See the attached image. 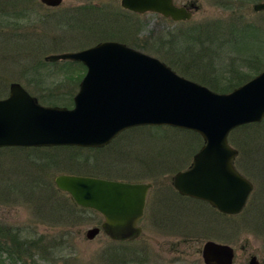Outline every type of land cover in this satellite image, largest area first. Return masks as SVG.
<instances>
[{
    "label": "rangeland",
    "instance_id": "obj_1",
    "mask_svg": "<svg viewBox=\"0 0 264 264\" xmlns=\"http://www.w3.org/2000/svg\"><path fill=\"white\" fill-rule=\"evenodd\" d=\"M7 1L8 13L0 14V98L8 95L10 83L18 82L34 96L72 107L82 77L72 81L57 75L68 61L48 62L44 57L79 51L102 40L122 42L160 59L186 78L196 77L218 87L225 86V79L232 76L252 78L264 70V10L253 9L264 0H174L192 11L187 21H173L152 12L134 13L122 8L120 0H63L57 7L40 0ZM200 27L216 28L222 35L192 49L186 47L191 44L177 47L168 42L173 35ZM230 30L236 33L231 35ZM196 54L199 56L194 57ZM40 60L47 64L38 71L27 70ZM182 62L195 66L187 68ZM47 73L50 75H42ZM43 77V89H37L32 81ZM65 102L70 105L61 104ZM179 130L133 127L100 152L0 148V223L41 237L39 247L31 249L34 258H27L29 264H203L195 248L208 239L236 249L240 245L264 249V228H257L264 224V124L237 128L228 135V142L239 152L235 164L254 187L246 206L233 217L217 213L205 202L183 197L172 187L174 173L187 168L202 144L194 132ZM60 174L150 183L138 222L140 237L118 242L100 231L86 239L85 230L99 226L102 217L90 209L60 213L53 201L70 198L56 188L54 177ZM188 236L195 238L190 240L191 247L181 242ZM178 241L174 247L172 243ZM176 248L177 252H172Z\"/></svg>",
    "mask_w": 264,
    "mask_h": 264
},
{
    "label": "water",
    "instance_id": "obj_2",
    "mask_svg": "<svg viewBox=\"0 0 264 264\" xmlns=\"http://www.w3.org/2000/svg\"><path fill=\"white\" fill-rule=\"evenodd\" d=\"M57 7L62 0H40ZM134 13H157L187 21L192 11L174 0H120ZM264 10V1L253 5ZM45 61H72L85 66L73 106L43 105L18 82L0 98V148L77 146L101 148L126 129L171 126L194 131L203 140L188 167L177 171L172 186L182 196L207 202L222 214L245 206L253 184L234 166L237 149L229 133L264 119V70L229 92L219 93L177 74L160 59L118 41H101L75 52L48 54ZM56 187L76 205L98 212L99 226L85 230L93 239L101 230L118 242L140 237L150 183H127L86 175L60 174ZM204 264H231L233 249L204 242ZM253 262V259H252Z\"/></svg>",
    "mask_w": 264,
    "mask_h": 264
},
{
    "label": "trees",
    "instance_id": "obj_3",
    "mask_svg": "<svg viewBox=\"0 0 264 264\" xmlns=\"http://www.w3.org/2000/svg\"><path fill=\"white\" fill-rule=\"evenodd\" d=\"M234 33H236L235 30L229 31V34H231V35ZM221 35H222V33L217 32L216 28L213 29L212 31H210V30H207L206 28L203 29L200 27V28L193 29V30H187L178 36L173 35V36H171V39H168V42L173 43V44H171L173 46L177 45V47L180 46L181 44H185V45L191 44V46H186V47L188 49H192L194 45L199 44V43L202 44L205 41L206 42H214L216 39L221 37ZM210 38L213 40H210ZM173 46H171L170 48H172ZM201 48H202V46L199 48V50H201ZM170 51H171V49H170ZM178 51H182V50H178ZM196 55L197 56H194V57L199 56V54H196ZM176 59L179 60L178 57ZM176 59L174 58L175 61H177ZM190 63H191V65H189V64L183 65L184 64L183 62L181 64H182V66L187 67V68H190L191 66H195V64H193L192 62H190ZM45 64H47L45 61L40 60L39 64L34 65L32 67H27V70L38 71L39 69H41V65L44 67ZM64 66H65L64 71H61L59 73H56L58 71H54V73H56L57 75L58 74L63 75L64 77H66L67 79H70L72 81H79L85 72V67L81 63H78V62L68 61V62L64 63ZM229 70L230 69H228V71ZM23 72H24V70H23ZM230 72L232 73L231 70H230ZM42 75L45 77V76L50 75V74L47 73V74H42ZM51 75H53V73ZM44 77L40 78V79L34 78L35 80L32 81L33 83L36 84L35 86L37 89H40V90L43 89V84L45 83ZM250 78L251 77H247V78L243 79L241 76H235V77L232 76L228 80L225 79V83H224L225 86H223V87H218L217 85H211V84H209L203 80H196L197 79L196 77L193 78V80L208 86L209 88H211L214 91L229 92L234 87L242 84L243 82L247 81ZM41 84H42V86H41ZM48 96L50 97L49 94H48ZM36 97L38 98V100L40 102H42L44 104H47V105L57 104L56 102H52L51 99H49V100L42 99L41 97H39V95H37ZM71 101H72V99L70 100V102ZM57 102L59 103V101H57ZM61 104L62 105H70V103L67 104L66 102L61 103ZM263 124H264V121H262L261 123H252V124L242 125L238 128L248 129V128L253 127V125L254 126H260L261 125L262 126ZM159 127H161V126H159ZM179 131H185V132L193 133V132L188 131V130H181L180 129ZM193 134L200 139V136L198 134H196L195 132ZM32 148L33 147H27V148L22 147L21 149H32ZM47 148H49V147H47ZM55 148H73V149H81V150H90V151L100 152L105 147H103V148H84L83 149L81 147H74V146H72V147L71 146H57ZM31 190L35 191L36 189H31ZM42 198H43V196L40 197L39 200H37V201L39 202ZM45 201H47V200H45ZM198 201H200V200H198ZM200 202H203V201H200ZM46 204H50V202L46 203ZM53 204L55 206L58 205V207H56V208L60 207V213L65 214V215L73 214L74 212H76V210L77 211L86 210L84 208L77 207L72 202V200L70 198L60 197V200L59 199H58V201L54 200ZM71 209H75V211H71V212L67 211V210H71ZM37 210H40V208H37ZM66 213H68V214H66ZM59 215H61V214H59ZM29 234L30 233L27 234V232L20 229L19 227H15V226H12L9 224L6 225L3 223H0V264H29L27 262V258H34V253L31 252V249L33 248V246L36 248L39 247L40 241H41L40 236L37 238H34V237H31ZM123 257L125 258V256H123Z\"/></svg>",
    "mask_w": 264,
    "mask_h": 264
},
{
    "label": "flooded vegetation",
    "instance_id": "obj_4",
    "mask_svg": "<svg viewBox=\"0 0 264 264\" xmlns=\"http://www.w3.org/2000/svg\"><path fill=\"white\" fill-rule=\"evenodd\" d=\"M61 3H60V5H61ZM6 8L8 9V1L7 0H0V14L1 15H5V14L8 13V10ZM102 41H111V40H102ZM99 42H101V41H99ZM89 47H91V46H89ZM234 163H235V161H234ZM251 193H252V191H251ZM251 193L248 196V200H249V198L251 196ZM216 212L221 214L217 210H216ZM223 216L233 217L235 215H225L224 214ZM256 226H258V224ZM257 228H261V230H262L264 228V224L258 226ZM192 239H195V238H192V237H189V236L188 237H184V238H182L181 242L184 243V244L187 243L186 246L191 247L192 245H190V240H192ZM208 240H211V239H208ZM205 241H207V240H205ZM212 241H215V240H212ZM179 242L180 241L172 243V245H174V247H175V245L179 244ZM204 242H202L200 247H196L195 248V250H196L195 253H197L200 257H201L200 251H201V248H202ZM215 242H218V241H215ZM188 243H189V245H188ZM218 243H222V242H218ZM246 243H248V242H246ZM223 244H227V243H223ZM227 245H229L233 249V258H232L231 264H264V249H262L259 245H258V247L256 249L254 248V250H252L251 248H248L247 247L248 245L247 246L240 245L239 249H236L235 247H233L230 244H227ZM177 250H178V248H176L175 251H172V250H170V251L177 252ZM182 252H184V250H182L181 253ZM186 252H187V250H186ZM252 259H253V262H252ZM201 260H202V257H201ZM202 262H203V260H202ZM173 263H175V261H173ZM203 264H204V262H203Z\"/></svg>",
    "mask_w": 264,
    "mask_h": 264
}]
</instances>
